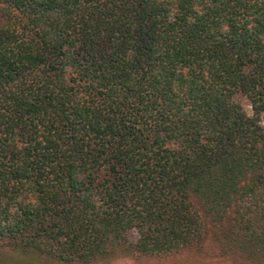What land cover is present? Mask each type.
<instances>
[{"label": "trees", "instance_id": "obj_1", "mask_svg": "<svg viewBox=\"0 0 264 264\" xmlns=\"http://www.w3.org/2000/svg\"><path fill=\"white\" fill-rule=\"evenodd\" d=\"M263 121L264 0H0V246L264 264Z\"/></svg>", "mask_w": 264, "mask_h": 264}, {"label": "rangeland", "instance_id": "obj_2", "mask_svg": "<svg viewBox=\"0 0 264 264\" xmlns=\"http://www.w3.org/2000/svg\"><path fill=\"white\" fill-rule=\"evenodd\" d=\"M246 113H249V107L246 100L241 96H236ZM264 125V121L262 122ZM134 235L131 234V237ZM10 264H46L40 262L28 263L25 258H20L15 251H9L0 246V257ZM237 261L232 255L214 254V246L209 240H205L199 250L188 249L181 250L177 253L165 255H141L126 254L120 257H113L108 260L99 261L94 264H231ZM47 264H58L55 262Z\"/></svg>", "mask_w": 264, "mask_h": 264}]
</instances>
